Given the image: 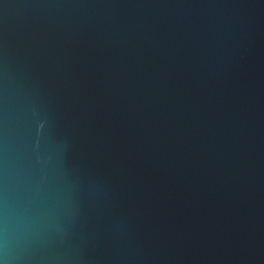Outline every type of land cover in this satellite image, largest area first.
<instances>
[{
    "label": "water",
    "instance_id": "95a60500",
    "mask_svg": "<svg viewBox=\"0 0 264 264\" xmlns=\"http://www.w3.org/2000/svg\"><path fill=\"white\" fill-rule=\"evenodd\" d=\"M0 264H264V0H0Z\"/></svg>",
    "mask_w": 264,
    "mask_h": 264
}]
</instances>
